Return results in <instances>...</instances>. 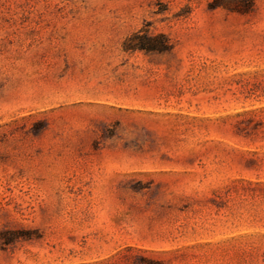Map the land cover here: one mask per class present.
Instances as JSON below:
<instances>
[{
  "label": "rangeland",
  "instance_id": "1",
  "mask_svg": "<svg viewBox=\"0 0 264 264\" xmlns=\"http://www.w3.org/2000/svg\"><path fill=\"white\" fill-rule=\"evenodd\" d=\"M212 1L0 0V264H264V0Z\"/></svg>",
  "mask_w": 264,
  "mask_h": 264
},
{
  "label": "trees",
  "instance_id": "2",
  "mask_svg": "<svg viewBox=\"0 0 264 264\" xmlns=\"http://www.w3.org/2000/svg\"><path fill=\"white\" fill-rule=\"evenodd\" d=\"M253 0H231L226 2L225 0H213L210 7L217 8L222 7L231 12L240 14H246L252 10Z\"/></svg>",
  "mask_w": 264,
  "mask_h": 264
}]
</instances>
